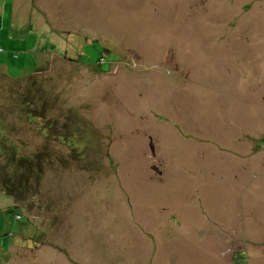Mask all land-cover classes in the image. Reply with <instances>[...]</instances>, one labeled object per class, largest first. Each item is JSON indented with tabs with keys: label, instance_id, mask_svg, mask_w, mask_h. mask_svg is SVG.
Instances as JSON below:
<instances>
[{
	"label": "rangeland",
	"instance_id": "374dc122",
	"mask_svg": "<svg viewBox=\"0 0 264 264\" xmlns=\"http://www.w3.org/2000/svg\"><path fill=\"white\" fill-rule=\"evenodd\" d=\"M0 49V264H264V0H0Z\"/></svg>",
	"mask_w": 264,
	"mask_h": 264
},
{
	"label": "trees",
	"instance_id": "16d2710c",
	"mask_svg": "<svg viewBox=\"0 0 264 264\" xmlns=\"http://www.w3.org/2000/svg\"><path fill=\"white\" fill-rule=\"evenodd\" d=\"M2 53V50L0 49V54ZM30 63V66H31V70H32V66L35 65L34 63H32V61H28ZM4 72V71H3ZM4 74L11 80H20L22 78H26V79H29V75L30 73H28L27 75L25 74L24 76L20 77V78H12L10 77L9 75L6 74V72H4ZM34 106V104H32ZM22 108H24L23 106H21ZM46 123H49L50 126L53 125V123H50V121H46ZM12 146L11 144H8L7 146H5V154L7 155L6 156V159L8 161V163L10 165H12L14 168H15V164H16V161L15 159H19L20 157L22 156H19L17 155V153L13 152L12 151ZM15 154V155H14ZM14 155V156H13ZM37 171H39V168H36ZM1 187H4L3 185H0ZM5 191H7V193H9V191L6 189ZM16 217H19V216H16ZM16 221L20 220V219H15Z\"/></svg>",
	"mask_w": 264,
	"mask_h": 264
},
{
	"label": "crops",
	"instance_id": "0c3cea01",
	"mask_svg": "<svg viewBox=\"0 0 264 264\" xmlns=\"http://www.w3.org/2000/svg\"><path fill=\"white\" fill-rule=\"evenodd\" d=\"M232 256H233V255H232ZM237 260H238V257H236V262H237ZM241 262H243V260H242Z\"/></svg>",
	"mask_w": 264,
	"mask_h": 264
},
{
	"label": "flooded vegetation",
	"instance_id": "af4514ba",
	"mask_svg": "<svg viewBox=\"0 0 264 264\" xmlns=\"http://www.w3.org/2000/svg\"><path fill=\"white\" fill-rule=\"evenodd\" d=\"M237 262H241V261H238V260H237Z\"/></svg>",
	"mask_w": 264,
	"mask_h": 264
}]
</instances>
